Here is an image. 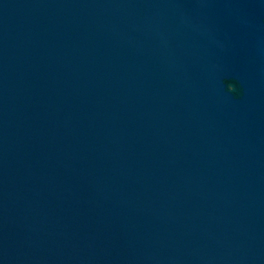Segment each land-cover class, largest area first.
<instances>
[{
    "label": "water",
    "instance_id": "water-1",
    "mask_svg": "<svg viewBox=\"0 0 264 264\" xmlns=\"http://www.w3.org/2000/svg\"><path fill=\"white\" fill-rule=\"evenodd\" d=\"M0 264H264V0H0Z\"/></svg>",
    "mask_w": 264,
    "mask_h": 264
}]
</instances>
